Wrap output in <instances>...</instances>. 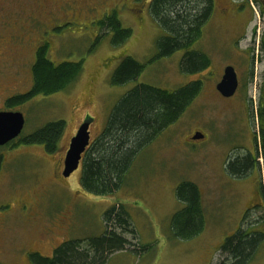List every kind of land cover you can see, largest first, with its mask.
<instances>
[{
    "label": "rangeland",
    "instance_id": "1",
    "mask_svg": "<svg viewBox=\"0 0 264 264\" xmlns=\"http://www.w3.org/2000/svg\"><path fill=\"white\" fill-rule=\"evenodd\" d=\"M66 1L0 0V111L24 114L23 137L49 122L66 121L54 154L42 145L23 142L0 147V264H31L32 253L50 256L63 241L102 235L108 226L105 212L121 205L132 224L123 233L129 243L107 264H218L227 256L221 245L241 224L261 238L246 264H264V159L260 156L258 166L254 163L245 175L226 171V164L244 155L241 147H251L252 139L245 136V116L234 111L239 105L222 103V96L213 91L212 72L224 68L223 56L216 52L226 46L220 43L218 21L190 48L212 54L214 64L203 73L206 91L178 121L139 148L117 191L94 195L81 186L82 165L70 177L63 176L71 138L85 118H93V142L129 90L139 84L178 89L196 76L181 69L186 49L158 57V40L167 32L151 16V0H74L71 6ZM254 6L260 11L255 2ZM113 10L133 30L117 47L111 33L99 37L105 32L99 21ZM259 21L256 17L252 25ZM44 44L56 64L83 60L81 79L67 90L8 108L9 98L31 89L36 52ZM124 56L146 68L135 81L113 85L112 74ZM198 132L203 137L194 139ZM184 181L201 188L206 224L200 234L182 240L172 230V216L184 206L176 196ZM23 204L31 207L26 215Z\"/></svg>",
    "mask_w": 264,
    "mask_h": 264
},
{
    "label": "trees",
    "instance_id": "2",
    "mask_svg": "<svg viewBox=\"0 0 264 264\" xmlns=\"http://www.w3.org/2000/svg\"><path fill=\"white\" fill-rule=\"evenodd\" d=\"M211 8V0H151L150 14L167 32L158 40V57H169L189 48L200 26L210 16ZM99 25L105 30L99 37L111 33L115 47L125 44L133 34L114 10L101 19ZM48 51L46 44L38 47L32 66V87L24 94L9 98L6 102L8 108L40 94L51 95L67 90L81 79L83 60L56 64L49 58ZM208 66V57L198 51H187L181 61V69L187 74ZM145 68L146 65L136 58L124 56L112 74L111 83L124 85L135 81ZM200 84H186L178 89L139 84L129 90L111 111L102 134L82 155V188L103 196L117 191L139 148L180 119L199 94ZM65 129L66 121H52L24 136L22 142L42 145L49 154H54L60 147ZM226 165V171L236 176L247 174L254 162L248 157H237ZM261 185L264 192L263 183ZM176 196L184 206L173 214L172 230L179 239L193 238L204 230L206 224L201 188L192 181H184L177 187ZM119 207L112 206L105 212L104 223L107 221L108 226L105 225L102 235L63 241L50 256L32 253L31 264H107L114 252L124 250L129 243L123 233L129 232L132 224L122 205ZM259 239V234L241 224L239 230L221 245V252L227 256L218 264H246Z\"/></svg>",
    "mask_w": 264,
    "mask_h": 264
},
{
    "label": "flooded vegetation",
    "instance_id": "3",
    "mask_svg": "<svg viewBox=\"0 0 264 264\" xmlns=\"http://www.w3.org/2000/svg\"><path fill=\"white\" fill-rule=\"evenodd\" d=\"M211 2L212 8L210 9V16L207 18L206 22L200 26L196 39L192 41L191 46L186 49L187 51H198L206 55L209 60V66L205 69L190 73V75L196 77L189 81L187 85L201 82L200 92L194 100L207 89L205 81L207 77L203 79V77H205L203 73L214 64L212 54L210 53L211 55H208L206 52L199 50L198 47L194 49L190 48L199 42V40L203 39V37L205 38V30L217 20L218 25L221 26L220 31L223 34V37L220 38V43L226 46L219 50V54L216 52L218 57L223 56L224 68L221 69V71L212 72L211 79L214 82L213 91L216 96H222L219 98L222 103L227 102L229 105L233 106L237 104L241 108L238 109L239 107H235L236 109H234V111L237 113L242 112L245 116V136L250 137L252 142L251 147H241L246 149V152L242 156L238 155V157L250 158L257 167L259 157L261 156L264 159V0H211ZM254 2L258 5L260 11H256ZM65 4L71 6L75 4V1L67 0ZM256 17H259L260 21L258 24L252 25ZM33 19H36V17H33ZM14 24L16 23L12 22L11 26L15 30L16 27ZM223 38H225L228 43L223 40ZM228 67L234 68L238 79L237 90L230 97L224 96L218 89V84L222 81L225 70ZM241 70L242 73H240ZM252 84L255 86L253 93H251L250 90ZM241 135H243V133H241ZM23 139L24 137L21 133L18 138L4 146H15L16 144H20ZM91 142L90 140V144ZM2 167L3 163H1V168ZM30 208L31 207L27 204H23V212H25V215L28 214V209ZM41 211L43 210L41 209ZM23 212L22 217L24 218L25 215Z\"/></svg>",
    "mask_w": 264,
    "mask_h": 264
},
{
    "label": "water",
    "instance_id": "4",
    "mask_svg": "<svg viewBox=\"0 0 264 264\" xmlns=\"http://www.w3.org/2000/svg\"><path fill=\"white\" fill-rule=\"evenodd\" d=\"M238 87L237 74L233 67L225 70L222 81L218 84L219 91L227 97L232 96ZM26 119L21 111H0V146H4L18 138L25 127ZM92 118L87 117L71 138L69 149L65 157L64 177H70L80 166L82 155L90 144V125ZM203 137L197 133L194 139Z\"/></svg>",
    "mask_w": 264,
    "mask_h": 264
}]
</instances>
